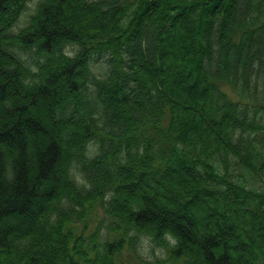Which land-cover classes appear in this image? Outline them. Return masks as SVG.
<instances>
[{"label": "trees", "instance_id": "obj_1", "mask_svg": "<svg viewBox=\"0 0 264 264\" xmlns=\"http://www.w3.org/2000/svg\"><path fill=\"white\" fill-rule=\"evenodd\" d=\"M262 108L264 0H0V264H264Z\"/></svg>", "mask_w": 264, "mask_h": 264}, {"label": "rangeland", "instance_id": "obj_2", "mask_svg": "<svg viewBox=\"0 0 264 264\" xmlns=\"http://www.w3.org/2000/svg\"><path fill=\"white\" fill-rule=\"evenodd\" d=\"M35 7H36V2H34V1L31 2L30 5H29V8L26 10V12L21 17V20H22L21 23H23L26 19L29 18V15L34 12ZM20 27H17V28H20ZM94 67L100 73L102 70H104L105 61L104 60H101V61L95 63L94 64ZM226 89L228 90V92L232 96H234V93L230 90V88L227 87ZM234 98L237 99L236 96ZM261 114L264 115V108L261 109ZM100 214H101V211H100ZM140 248H141V251L144 253V255H146V256H148L150 258H154L156 256H160L161 254H163L165 252L164 251V248L158 247L157 245H155L147 237L142 238Z\"/></svg>", "mask_w": 264, "mask_h": 264}]
</instances>
